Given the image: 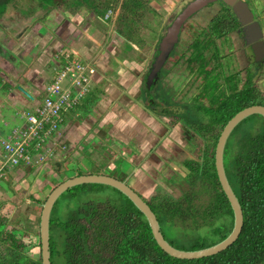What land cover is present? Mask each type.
<instances>
[{
    "label": "rangeland",
    "instance_id": "rangeland-1",
    "mask_svg": "<svg viewBox=\"0 0 264 264\" xmlns=\"http://www.w3.org/2000/svg\"><path fill=\"white\" fill-rule=\"evenodd\" d=\"M90 1L64 0L60 1L58 4L54 0H0V63L5 60L7 61L6 71L8 74H6L4 69L1 68L3 70V75H5L7 78H9L11 72L12 74H17V71L13 70L11 64L14 65L20 60V55H18L17 48L22 43V41H24L20 27L23 29H25L26 26L32 28L35 27L36 29L45 28L49 31H52L54 28L55 30L56 25L52 24L56 18H53L52 14L54 12H59L61 15H64L66 18L70 19L71 24L75 26V29L79 28V30L82 31L83 26H86L89 31L93 30L97 39H99L98 41L100 44L104 39V36H102V33L100 32L103 31L106 33L109 31L111 33V38H109V40L105 43V46H94L91 48V51H85L88 55L94 54L93 56H96L99 54L96 56L97 63L99 59H106V61H108V68L105 69L103 74L105 79H108L110 83H116L119 81V79L121 80L122 77L124 80H130V83L126 89L120 85L121 89L118 90L115 96L114 94H108V96L111 97V100L108 96H102V100L104 98V104L107 105H102L100 103L92 105V116L95 118V120L92 116H87L91 110L82 108V105L83 107H86L89 97H91L94 93H100L102 91V86L100 85L97 87L94 84L93 88L91 89L92 93L90 92L87 98L80 100L81 103L77 111V113H79V118L77 117L76 119L77 127L79 125V130H81L82 125L81 131L86 132L87 135H91L90 137H93L94 139L92 141L91 138L89 139L88 136H86L83 138L85 141L78 143V137L73 136V139L71 140L72 144L77 146L76 149H78L80 153L82 152L81 155H85L83 158V163L80 166L77 165L76 161L66 158V156H68L66 153H72L73 150H59L57 145L54 149V153H52V156L45 160L40 165L41 167L36 166L33 169V171L35 170V172L37 171L40 174L39 176L49 180L50 183L46 188L38 189L35 187L36 184L26 179L12 177L11 183H7L9 176L6 178L4 177L5 179L3 180L0 179V182H3L4 184V186L0 188V215H5L7 217L10 228L11 225L17 227V225H23L24 222L27 223L26 226L28 227L26 231H30L33 235L31 236L30 241L27 240V243H31L28 245L29 247L26 248V251L32 256V258H36L39 254V248L37 247L38 236L36 233H38L39 225L37 218L39 219L41 211L39 210L38 206L35 205L34 200L43 201L42 203H44L50 191L59 183L66 180V178L69 179L77 176L78 174L105 175L118 180H123L129 186L135 188L136 191L140 193L141 197L145 199V201H148L150 198H152V196L161 195L163 197L166 196L177 199L189 187V184L185 182L184 179H182L186 176L188 170L183 168V165L181 164L185 160H196L193 158H186V155L183 151H192L193 149L187 145L188 142L182 137L180 140L182 143L173 142V144L177 145L179 148V154H175L176 157L174 159L166 155L167 153L162 154L165 156L157 155L161 158L160 162H158L156 159L157 164L159 163L161 165H157L156 169L158 171L156 173V169L151 165H148L149 162L153 164L155 161L146 159L148 155H146V152L148 151L149 147L153 145V142L155 143L159 139L158 135L160 133L161 124L156 119L152 118L153 120H151V124L155 129H151L147 132L144 137V140L147 142L146 148L142 152H138L139 147L136 144L138 141L142 140L133 139L134 143H131L128 140V137L124 134L119 123H115V121H117V118L115 117H118L121 112L124 114L126 113V115H128V113L132 114L133 112L130 111V109H133L134 105L138 106V108H143V100L138 97V93H136L131 87L135 80L136 82L141 81L143 73H146V75L148 74V68L157 51L158 40L164 34L165 27L170 24L174 16H176V14L181 11V8H183L190 0H151L147 6L149 9H144V13H139L134 17V21H137L134 38L145 41L144 45L139 46L133 41H127L131 48L126 44V40L121 39L115 34V20H103L102 17L107 11H105L103 8L90 7ZM114 2L116 4L119 3L120 5L121 0H114ZM246 3L249 4L250 7H253L254 9L261 12V26L264 33V0H254V2L253 0H247ZM117 7L112 12V14L114 15L115 13L116 16L119 13V9H117ZM215 7L216 6L210 8H201L190 18L189 22H192V24L199 22L203 26H206L207 20H209V18L216 12ZM150 9H153V12L150 11ZM70 13L72 14L71 17ZM217 14L221 15L219 11ZM78 20L81 22L80 26L75 25L78 23ZM189 22H187V25H189ZM74 33L78 34V29L76 32L74 31ZM232 37L234 40L235 37ZM83 39L76 40L77 43L75 51L77 53H80L81 51L80 45L90 43V40L85 38ZM180 43H182L181 49L185 48L186 42L181 40ZM62 54L64 57H66L70 53L66 52ZM248 54L249 53L247 52V55ZM240 55L243 56L241 53ZM72 56L73 58L75 57L74 55ZM243 59L244 57L242 60ZM251 59L252 57L248 56L246 59H244V62L250 63ZM182 64L175 62V64L172 65V72L167 80V84L170 86L169 88L173 89V91H171L172 93H175L174 91L178 87L177 81L179 79L177 76L178 73L184 69ZM259 69L261 70L262 76V79H260V89L262 94H264V63L262 68L259 67ZM96 70H98L97 67L95 71ZM165 73H167V71ZM109 74L113 76L111 77ZM132 77H134V79ZM157 82L158 79L156 80V83ZM46 83L47 82H45V84ZM117 87L119 88V86ZM39 95H41V90L37 96ZM0 96H2L1 92ZM188 101H191V99L186 98L184 100L182 106L183 109L188 113L192 111L196 112L194 105ZM68 111L69 110H64V113H67ZM100 112L101 116L98 115ZM107 113L111 115V118H107L108 122H102L104 116ZM153 116L159 120L163 117V115L159 114L158 112L153 113ZM130 117V115L127 116L128 120ZM73 118L75 119L74 113ZM255 121L259 124L262 122L258 117L255 118ZM104 123L105 125L103 126L102 124ZM90 127H92L91 130L89 129L87 132V128ZM158 127L159 129L155 131ZM10 128L6 127L1 131L0 136H2V139L7 135L5 133L11 131ZM184 128L187 131L191 129L189 126H184ZM88 139L89 142L87 144L86 141H88ZM97 142L102 144L99 145L98 143L97 145H94ZM89 143H91V145ZM197 144L198 142L195 143V145ZM86 145L87 147L84 148ZM112 145H116V147L115 150L110 153L109 150H111L110 147ZM44 150L46 151V154L50 152L49 148V152L47 149ZM56 152L59 153V157H57V159L60 161L63 159L61 163L58 162L56 158H53ZM115 152H118V154L116 155ZM1 154L2 147L0 145V155ZM156 154L157 153L154 152V155ZM70 156L71 154L69 157ZM79 157L80 156H77L75 158L78 159ZM153 158L155 157L152 156L151 159ZM32 161L33 158H31L30 163H32ZM71 163H74V168H71V166H66L67 164ZM19 165V168L21 169V163ZM145 165L147 166V171L144 169ZM62 166H66L67 170L63 173V175L59 176L60 179H58V176H54L53 173L55 171H57V173H59V171H63L64 168ZM45 167H49L51 170L48 169L47 171ZM50 171L52 172L51 174H49ZM35 172H33V174ZM130 172L131 174H129ZM7 174H11V176L14 175L12 170L8 171ZM41 177L39 178L41 179ZM12 181H15L16 185L18 184L19 186L14 187ZM10 184L16 189V191L9 190L8 192V188H6V186H10ZM79 186L80 185L75 186L76 188L72 189L71 191L64 192L59 197L53 211V218L59 220L69 217L70 210L76 211V209H78L81 204L86 201H92L93 204L109 202L110 206L124 201V198L117 191L109 188L108 186L103 185L100 187L92 184L83 185L82 187ZM204 195L208 197L207 194ZM203 201H205V199L200 196L199 202L203 203ZM30 226L31 228H29ZM25 228L26 227H24V229ZM17 233L19 234V232ZM18 234H16V237H18ZM209 235L208 243L214 241V234L209 232ZM192 237H194V235H192ZM56 264H59V262Z\"/></svg>",
    "mask_w": 264,
    "mask_h": 264
},
{
    "label": "trees",
    "instance_id": "trees-1",
    "mask_svg": "<svg viewBox=\"0 0 264 264\" xmlns=\"http://www.w3.org/2000/svg\"><path fill=\"white\" fill-rule=\"evenodd\" d=\"M54 1L59 4L64 0ZM91 1L90 7L107 11L102 17L103 20L110 19L113 10L119 5L114 0ZM150 1L121 0L117 7L119 13L115 19L116 23L114 22V32L126 40L130 48L127 41H133L139 46L144 45L145 41L134 38L137 22L134 17L144 13V9H149L147 6ZM150 11L153 12V9ZM216 19V22H221L219 18ZM193 33L195 32L192 31L195 41L198 37ZM74 58L71 53L67 55V61ZM262 60L256 62L261 63ZM249 85L245 88V104L231 107V114L251 105L264 106V94L257 96L255 88H250ZM256 117L261 119L260 124L255 121ZM215 145L216 138L210 143H204L202 157L197 161L185 160L181 164L188 170L182 179L189 187L180 197L174 199L162 195L152 196L148 201L142 197L156 216L164 239L176 249L196 251L207 248L222 241L233 228V212L215 171ZM223 165L243 217L238 238L225 250L199 259H177L169 256L156 244L144 215L123 194L108 186L117 191L124 201L112 206L109 202L102 203L103 208L96 214L97 217L90 215L89 210L96 209L95 206L100 203L86 201L76 211L70 210L69 217L57 220L52 217L59 198L56 200L49 222L50 263L264 264V119L260 115L253 114L243 118L232 130L224 147ZM200 196L205 199L203 203L199 202ZM34 202L41 210L43 201ZM37 220L39 221L38 218ZM26 225L24 222L17 227L11 225L10 228L7 217L0 215V264H41L38 233V256L32 258L26 251L31 243H27V240L30 241L33 235L26 231ZM209 232L214 234V241L210 243Z\"/></svg>",
    "mask_w": 264,
    "mask_h": 264
},
{
    "label": "flooded vegetation",
    "instance_id": "flooded-vegetation-1",
    "mask_svg": "<svg viewBox=\"0 0 264 264\" xmlns=\"http://www.w3.org/2000/svg\"><path fill=\"white\" fill-rule=\"evenodd\" d=\"M242 1L247 2V0ZM247 5L252 13L253 21L257 22L261 29L263 39L261 12L250 7L249 4ZM213 6H216V12L207 20L206 26L199 22L195 24L189 22L197 11L182 24L178 42L161 67L158 82L152 80L148 84L147 79H144L146 73H143L141 78L138 97L144 102V110L163 115L159 121L161 123L159 139L155 143L153 142L146 152V155L148 154L146 159L155 161L153 164L149 162L148 165L155 169L157 165H161L157 164V160L161 161L157 155L167 153L166 155L174 159L175 154H179V148L173 142L179 143L182 137L193 149L192 151H183L186 158H193L197 161L202 157L204 143H210L215 138L217 143L226 123L237 112L246 108L244 107L233 114L230 113L231 107L245 104L247 84H250V88L251 86L255 88L257 96L262 95L260 89L262 76L259 67L262 68L264 59L261 63L255 62L251 44H246L243 26L238 22L232 9L219 0L209 3L204 8ZM218 11L221 15L217 14ZM216 18H219L221 22H216ZM192 31L198 37L195 41H193ZM232 36L235 37L234 40ZM181 40L190 42H186L185 48L181 49ZM248 56L252 57L251 62L245 63L244 59ZM175 62L183 63L184 69L178 73V87L174 91L175 93H172L173 89L169 88L167 80ZM166 71L167 73H165ZM186 98L191 99L188 102L194 105L196 112L188 113L183 109V102ZM226 101L227 103H225ZM184 126H189L191 129L187 131ZM231 132L223 146V158L224 147ZM196 142H198L197 145H195ZM154 152L157 154L154 155ZM152 156L155 158L151 159ZM157 171L156 169V173ZM95 207L96 209L89 210V214H94L92 216L97 217L96 214L101 212L103 204L100 203Z\"/></svg>",
    "mask_w": 264,
    "mask_h": 264
},
{
    "label": "crops",
    "instance_id": "crops-1",
    "mask_svg": "<svg viewBox=\"0 0 264 264\" xmlns=\"http://www.w3.org/2000/svg\"><path fill=\"white\" fill-rule=\"evenodd\" d=\"M52 16L53 18H56L54 20V23L52 24V25H56L55 30L54 28L52 29V31H49L46 30L45 28L36 29L35 27L32 28L26 26V28L23 29L22 27H20V31L22 32L24 38V41H22V43L17 48L18 55H20V60L17 61L14 65L11 64V67L13 68V70L17 71V74H12L11 72L9 78H7L5 75H3L2 72L3 70L1 69L3 68L4 72L8 74L6 71L7 61L5 60L0 63V88H1L0 92L2 93V96H0V133L6 127L9 128L11 127L10 128L11 130L14 127H21L25 125L23 112L30 110L37 104L36 96L39 94L45 82H48L53 77V73L55 72V70H58L59 66H61V64L65 62L64 60L65 57L61 58L64 56L62 53H66V52L71 53L72 55L75 56L73 60L85 62L89 65L94 66L95 69L97 67L99 70V72L98 70H96V72L91 75L90 92L92 93L91 89L93 88L94 84L97 87L101 85L102 91L100 93L98 92L97 94L96 93L92 94V96L89 97V99L87 100L86 107H83L82 105V108L91 110L87 116L93 115L91 109L93 108L92 106L93 104L100 103L102 105H107L104 104V98L102 100L103 95L108 96V94L110 95L114 94L115 96L118 90L121 89L120 85L124 89H126L130 83V80L127 79L124 80L123 77L121 78V80L119 79V81L116 83H110L108 79H105L103 74L105 69L108 68V61H106V59L105 60L99 59L97 63L96 56H98L99 54L96 56H93L94 54L88 55L87 52L85 51V50L91 51V48L94 46H105V43L109 40V38H111V33L109 31L106 33L103 31L100 32L102 33V36H104V39L100 44L98 41L99 39H97L93 30L89 31L86 26H83L82 31H80L79 28H77L79 33L75 34L74 31L76 32L77 29H75V26L71 24L70 19L66 18L64 15H61L59 12H54ZM115 16L116 14L114 13V15H112L110 19L115 20ZM80 23H81L80 20H78V23L75 25L80 26ZM83 38L90 40V43L80 45L81 51L80 53H77L75 51V47L77 43L76 40ZM132 78L134 79V77ZM140 82H136L135 80L131 87L136 93H139L138 90L140 89L139 88ZM17 86H20L23 90H25L31 96V98L25 96V94L22 93L20 90H17L16 89ZM117 86H119V88ZM108 97L111 100V97L110 96ZM80 103H78L77 104L78 106H76L75 108L67 109L69 110L67 113L64 112L62 113L61 125L59 126L57 132L53 134L52 138L47 143V148H49L50 151H53V153L57 145L59 150L60 149L64 151L73 150L72 153L71 152L66 153L68 155L66 156V158L76 161L77 165L79 166L83 163V158L85 155H81L82 152L80 153V151L76 149L77 146L75 144H72L71 140L73 139V136L78 137V143L85 141L83 138L86 136H88L89 139L91 138L92 141L94 140L93 137H90L91 135H87L86 132L81 131L82 125H81V130H79V125L77 127L76 119L77 117L79 118L78 115L79 113H77V111H78V107L80 106ZM130 111H132L133 113L132 114L128 113V115H126V113L124 114L123 112H121L118 117H115L117 118V121H115V123H119L121 129L123 130L124 134L128 137V140L131 143H134L133 141L135 139L142 140V141H138L136 144L139 147L138 152H142L143 151L142 144L144 145L147 144L146 140H144L145 135L149 130L155 129L151 124V120L156 119L158 122L160 120L154 117L153 113L144 110L143 108L142 109L138 108V106L136 105H134V108L130 109ZM73 113L75 114V119L73 118ZM98 115L101 116V112ZM129 115L131 117L128 120L127 116ZM107 118L108 119L111 118V115L109 113H107L104 116L102 122H108ZM102 125L104 126L105 123ZM91 128L92 127L87 128V132L89 131V129L91 130ZM158 129L159 127L155 131H157ZM9 133L10 131L5 134L9 135ZM1 137L2 136H0V139H2ZM89 139L88 141H86L87 144L89 142ZM98 143L99 142H97L94 145H97ZM89 144L91 145V143ZM101 144L102 143H99V145ZM86 147L87 145L84 148ZM115 147L116 145H112L110 147L111 150H109V152L111 153L113 150H115ZM58 154L59 153L56 152L53 158H56V160L61 163L63 159L61 161L57 159V157H59ZM70 154L71 156L69 157ZM115 154L117 155L118 152H115ZM74 156L75 157L80 156V157L76 159ZM34 159L35 160L37 159L36 154L34 155ZM39 166L40 165H38L37 167ZM66 166H71V168H74L75 165L74 163H71V164H67ZM66 166L65 167L62 166L64 168L63 171H59V173L55 171L54 172L55 174L53 173V175L58 176V179H60L59 176L63 175V173L66 172L67 170ZM34 168L35 166L32 167V165L29 167L21 166V169L19 168V166H17L13 169L8 170V171L12 170L14 175L11 176V174H7V176H9L10 179V181L7 183H11L13 177V178L30 180L32 183L36 184L35 187L38 189L46 188L50 183L49 180L39 176L40 174L37 171L35 172V170L34 171L31 170ZM45 169L47 171L48 169L51 170L49 167H45ZM33 172L35 173L33 174ZM51 173L52 172L50 171L49 174ZM129 174H131V172ZM39 177H41V179ZM5 178L2 177L0 179L3 180ZM12 184H14V187L19 186L18 184L16 185L15 181H12ZM3 186H4L3 182H0V188H2ZM14 187L11 186V184L10 186H6V188H8L7 189L8 192L9 190L16 191Z\"/></svg>",
    "mask_w": 264,
    "mask_h": 264
},
{
    "label": "water",
    "instance_id": "water-1",
    "mask_svg": "<svg viewBox=\"0 0 264 264\" xmlns=\"http://www.w3.org/2000/svg\"><path fill=\"white\" fill-rule=\"evenodd\" d=\"M214 1L216 0H192L191 2L187 3L181 9V11L178 12V14H176L174 19L166 27L164 34L158 40L156 54L153 57L152 62L148 68V74L145 76L148 84L151 83L152 80L156 82V80L158 79L161 67L165 63L171 50L178 42V35L182 24L193 13ZM219 1L232 9L238 22L243 26L244 40L246 44H251L255 62L262 60L264 57V41L262 39V32L258 23L253 21L252 13L248 8L247 3L242 0ZM16 89L24 93L25 96L31 98V96L20 86H17ZM253 114H258L264 119V106L252 105L237 112L222 129L215 147L214 166L216 175L221 189L225 194L233 212V228L228 236L225 237L222 241L215 245L196 251H183L176 249L164 239L163 235L160 232V226L156 219V216L154 215L148 204L141 198L139 193L134 188L130 187L128 184H126V182L110 176L86 174L74 176L59 183L50 191L44 203L42 204L38 225L41 264H51L49 252V222L50 213L54 206V203L61 196V194L66 192L68 189L84 184H100L109 186L119 191L127 199H129L133 203V205L140 211V213H142L146 218L156 244L162 251H164L171 257L177 259H199L217 254L228 248L233 242H235L241 232L243 217L240 204L235 194L233 193L225 175L222 157L223 146L228 134L237 125V123L240 122L243 118Z\"/></svg>",
    "mask_w": 264,
    "mask_h": 264
},
{
    "label": "built area",
    "instance_id": "built-area-1",
    "mask_svg": "<svg viewBox=\"0 0 264 264\" xmlns=\"http://www.w3.org/2000/svg\"><path fill=\"white\" fill-rule=\"evenodd\" d=\"M95 72L91 65L77 60L67 61L65 57L64 64L42 87L37 104L23 112L25 125L12 128L9 135L0 139V178L7 177L8 170L20 166V163L21 166L36 167L52 156L53 151L49 152L47 143L61 125L62 113L88 97L91 75ZM44 149L49 153L46 154Z\"/></svg>",
    "mask_w": 264,
    "mask_h": 264
},
{
    "label": "clouds",
    "instance_id": "clouds-1",
    "mask_svg": "<svg viewBox=\"0 0 264 264\" xmlns=\"http://www.w3.org/2000/svg\"><path fill=\"white\" fill-rule=\"evenodd\" d=\"M252 106V105H251ZM169 143H171V141H169ZM180 143H182V141H180ZM146 148V145L142 144V149L144 150ZM145 171H147V166H144ZM136 190V189H135ZM138 192V191H137ZM142 198V197H141ZM39 236V235H38Z\"/></svg>",
    "mask_w": 264,
    "mask_h": 264
}]
</instances>
